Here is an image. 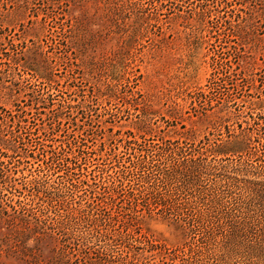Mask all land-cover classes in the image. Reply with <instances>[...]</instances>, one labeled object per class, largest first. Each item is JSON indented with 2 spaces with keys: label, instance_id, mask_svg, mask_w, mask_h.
Instances as JSON below:
<instances>
[{
  "label": "rangeland",
  "instance_id": "1",
  "mask_svg": "<svg viewBox=\"0 0 264 264\" xmlns=\"http://www.w3.org/2000/svg\"><path fill=\"white\" fill-rule=\"evenodd\" d=\"M19 1L0 0V32L34 49L42 48L55 67V82L48 86L24 72L17 74L0 59V122L12 115L27 121V126L12 131L19 137L15 141L18 152L0 150V171L8 175L7 180H0V207L15 221L8 223L7 216L0 215V264H52V250L58 242L49 233L36 240L34 215L44 211L53 191L61 190L68 202L57 203L58 213L84 206L89 210V204L100 201L86 185L71 193L68 183L86 181L99 191L102 182L125 178L138 186L142 177L157 169L131 168L137 149L150 155L162 142L218 138L202 115V105L213 117L232 113L237 118L233 122H238L231 123L236 130L256 128L248 101L264 99V15L259 6L264 0H144L135 7L128 5L134 0H67L68 4L65 0H34L26 9ZM120 1L127 4L125 13L115 8ZM222 1L231 6L218 12ZM241 2L250 11H234L242 9L237 8ZM230 17L253 20L256 28L254 33L248 30L252 35H243L244 48L227 36L232 26L225 35L220 30ZM71 24L78 26L80 34L78 41H72L75 44L65 47L63 35L51 41V33L61 27L69 35ZM243 56L245 62L253 63L254 78L259 81H222L212 95L202 98L209 92L215 62ZM56 109L62 115L58 121L51 112ZM2 128L7 135L13 129L11 125ZM78 142L84 148L80 153L74 148ZM66 143L72 145L66 151L77 155L76 159L65 160L67 153L51 155ZM255 152L262 161L245 156V164L264 163V151ZM227 164L233 166L224 161ZM212 180L204 177L202 187H210ZM101 192L104 196L103 188ZM143 209L139 225L129 226V236L109 241L112 255H129L134 264H179L183 259H188L184 264L218 263L211 253L206 220L188 212L185 225L190 231L186 234L175 223L180 217L172 210L159 207L149 214ZM102 213L113 216L109 210ZM52 222L49 219L47 225L56 230ZM92 229L82 222L75 229L76 236L70 241L75 243L74 251L79 248L74 238ZM91 239L92 247L106 252L105 240ZM86 253L84 257L92 256Z\"/></svg>",
  "mask_w": 264,
  "mask_h": 264
},
{
  "label": "trees",
  "instance_id": "2",
  "mask_svg": "<svg viewBox=\"0 0 264 264\" xmlns=\"http://www.w3.org/2000/svg\"><path fill=\"white\" fill-rule=\"evenodd\" d=\"M33 1L22 0L18 4L22 9H26L29 2ZM142 1L144 0H134L128 5L130 7L142 6ZM63 2L68 4L67 0ZM120 2L116 4L115 8L125 13L123 7L127 4ZM221 4L223 5L217 7L216 11L227 10L231 6L228 5L229 2L227 1H222ZM238 5L242 7L237 8L242 9H234V11H250L249 7L244 6V3L241 2ZM259 6L261 14L264 15V1H260ZM233 19L234 17H230L229 21L224 20L220 30H223L222 33L225 35L226 30L232 26L233 29H229L227 36L236 40L239 47L244 48L246 44L242 43L244 37L252 35L248 30H252L254 33L256 27L252 24L253 20H245L240 17ZM77 30L78 26L73 24L69 27V35L65 33L63 27L60 30L56 29L51 33V41L53 42L56 37L63 35L67 38L65 47H70L69 43L75 44L76 42L72 43V41L74 39L78 41L80 37V34L77 35ZM2 58L17 74L24 72V74L30 75L38 82L46 83L48 86H52L55 82L53 73L55 67L47 61L45 51L42 48L34 49L29 47L24 40L0 32V59ZM215 63L217 65L214 67V77L209 85L208 94L202 96L204 99L208 98V95H212L222 81L231 83L238 79L247 83L259 81L254 78L253 63L245 62L244 56L233 61L228 60V58H221ZM209 102H211L210 99ZM248 104L253 127H256L253 130L242 126L236 130L232 128L231 123L238 124V122H233L236 121V116L234 118L232 113L224 116L213 114L218 116L213 117L206 114L207 112L204 111L205 108L202 105L203 114H201L217 131L218 138H204L199 142L185 138L184 142H169V145H175L174 147L166 145L167 142H162L156 150L157 152H151L150 155L148 154L149 151L137 149V152L133 154V160H130L131 168L139 170L150 167L152 171L157 169L155 174L151 172L149 177H142L138 186L131 185V182L125 178L110 182L104 181L101 183L99 191L96 190L97 187H94L93 183L90 184L86 181L68 183L67 189H70L71 193L79 185H86L89 191L93 192L95 198L100 202L95 206L89 204L87 206L89 210H86L84 206L80 209L72 208L64 215L58 213L57 203L68 204V202L65 201L61 190L53 191V197L48 199L49 205L47 204L44 211L39 215H34L36 240L41 239L39 235L49 233L58 242V247L52 250L53 256L50 262L52 264H79L82 262L86 264H134L133 261L129 260V255H118L117 257L112 255L114 251L109 246V241L114 243L129 236V226L131 224L139 225L145 206L149 214H152L159 207L172 210L180 217L175 223L186 234L190 231L185 225L188 212L206 220L209 226L208 237L211 242V253L217 259V264H264V163L247 165L244 162L245 156H252L258 161H262L259 160L261 156L255 151L258 149L264 151V99L259 102L248 101ZM53 111L57 121L61 119V112L57 109L51 112ZM28 113L23 111L24 115H28ZM2 125H11L13 129L9 131V135L5 134L8 131L2 128ZM24 126H27L24 116L12 115L1 121L0 150L3 148L17 153L18 147L15 141L17 138L19 140V137L14 135L12 131L17 128L22 129ZM127 143L133 144L131 141ZM137 143L135 141L134 145ZM71 147V144L66 143V146H60L59 152L53 151L51 155L67 153L64 155L65 160L72 161L73 158L76 159L77 155L66 151L67 149L70 150ZM74 148L79 153L84 149L79 142L78 144L74 143ZM130 149L133 150V147ZM157 155L160 158L155 159ZM12 156L7 157L10 159ZM209 157L213 159L212 162L209 161ZM224 161H230L233 166L230 168L228 164L224 165ZM65 174L67 177L72 176ZM204 177L213 179L212 185L208 188L201 185ZM7 179L8 175L0 171V180ZM2 184L5 183L2 182ZM94 184L97 186V183ZM102 188L104 196H102ZM185 195L188 196L184 197ZM106 210H109V213L112 212L113 216L110 217V215L102 213ZM86 211L87 214L82 216L81 213ZM6 212L4 208L0 207V215L7 216L5 217L6 221L15 224L9 215H4L7 214ZM49 219L53 221L54 226H57L56 230H51L47 225ZM81 222L92 225L93 229L87 232L85 230L80 237L74 238H77L76 240L79 242V248L74 251L75 247L72 245L75 243L70 241L73 236H76L75 229H78ZM25 223V220L21 221L22 225ZM116 223L119 225L118 229ZM91 238H95L97 241L105 240L106 246L103 248L106 252H101L100 249L92 247L94 242ZM87 251L92 252V256L84 257L85 254L88 256ZM183 252L188 254L185 250ZM187 261L188 259H183L179 264H184ZM162 264L170 263L164 261Z\"/></svg>",
  "mask_w": 264,
  "mask_h": 264
}]
</instances>
